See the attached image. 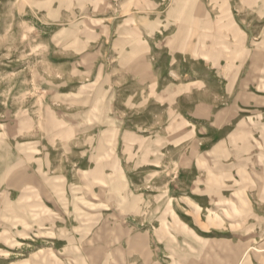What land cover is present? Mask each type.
I'll use <instances>...</instances> for the list:
<instances>
[{
    "label": "rangeland",
    "instance_id": "1",
    "mask_svg": "<svg viewBox=\"0 0 264 264\" xmlns=\"http://www.w3.org/2000/svg\"><path fill=\"white\" fill-rule=\"evenodd\" d=\"M0 264H264V0H0Z\"/></svg>",
    "mask_w": 264,
    "mask_h": 264
},
{
    "label": "bare ground",
    "instance_id": "2",
    "mask_svg": "<svg viewBox=\"0 0 264 264\" xmlns=\"http://www.w3.org/2000/svg\"><path fill=\"white\" fill-rule=\"evenodd\" d=\"M247 252V251H246Z\"/></svg>",
    "mask_w": 264,
    "mask_h": 264
}]
</instances>
